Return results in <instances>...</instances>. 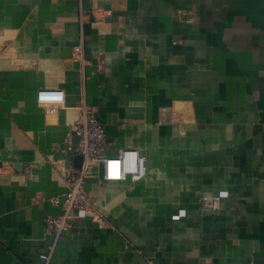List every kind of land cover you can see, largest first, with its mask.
Wrapping results in <instances>:
<instances>
[{"label": "crops", "instance_id": "crops-1", "mask_svg": "<svg viewBox=\"0 0 264 264\" xmlns=\"http://www.w3.org/2000/svg\"><path fill=\"white\" fill-rule=\"evenodd\" d=\"M42 89L95 108L109 156L137 150L147 172L95 166L98 212L51 264H264V0H0V264H43L79 155Z\"/></svg>", "mask_w": 264, "mask_h": 264}, {"label": "built area", "instance_id": "built-area-1", "mask_svg": "<svg viewBox=\"0 0 264 264\" xmlns=\"http://www.w3.org/2000/svg\"><path fill=\"white\" fill-rule=\"evenodd\" d=\"M85 16L80 15V21ZM82 44L75 47V52L82 53ZM40 104L53 105V112L58 113L61 107L66 109L69 131L66 136L67 148L62 152L67 154L74 151L82 156L81 166L70 165L66 169V192L60 196H54L50 202L59 207L60 213L45 219V234L50 238L51 245L43 251L39 257L43 264H51L59 240L68 232L73 223L95 215L97 205L87 189V179L93 173L95 166H102L103 180L118 182L128 177L136 183L146 176L145 158L137 150H121L117 157L108 154L110 143L107 138L105 124L98 118L95 108L86 102L77 106H65V95L62 90L42 89L37 94ZM76 139L78 146L74 147L72 141ZM32 163L25 165V175L30 179L32 175ZM227 197L226 192L215 195L203 194L200 198L203 209L218 211L221 209L222 200Z\"/></svg>", "mask_w": 264, "mask_h": 264}, {"label": "water", "instance_id": "water-1", "mask_svg": "<svg viewBox=\"0 0 264 264\" xmlns=\"http://www.w3.org/2000/svg\"><path fill=\"white\" fill-rule=\"evenodd\" d=\"M82 160H83L82 156L81 155H77L76 158H75V165L76 166H81Z\"/></svg>", "mask_w": 264, "mask_h": 264}]
</instances>
